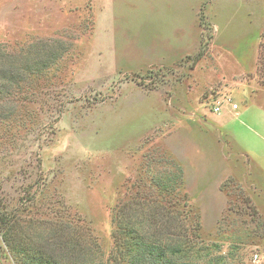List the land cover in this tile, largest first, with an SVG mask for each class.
<instances>
[{
	"label": "rangeland",
	"instance_id": "obj_1",
	"mask_svg": "<svg viewBox=\"0 0 264 264\" xmlns=\"http://www.w3.org/2000/svg\"><path fill=\"white\" fill-rule=\"evenodd\" d=\"M263 39L264 0H0V68L22 71L0 212L75 224L106 262L115 210L149 200L199 259L264 264ZM224 94L238 108L213 112Z\"/></svg>",
	"mask_w": 264,
	"mask_h": 264
},
{
	"label": "trees",
	"instance_id": "obj_2",
	"mask_svg": "<svg viewBox=\"0 0 264 264\" xmlns=\"http://www.w3.org/2000/svg\"><path fill=\"white\" fill-rule=\"evenodd\" d=\"M260 64L264 72V59ZM5 67L0 68V93L20 81L22 72L11 63ZM171 214L163 206L149 205V200L125 202L112 215L113 247L104 262L97 240L75 224L53 220L21 226L16 210L0 212V258L4 255L9 264H224L223 258L205 262L196 257L195 237H188L178 215L172 219ZM29 228L39 233L28 234Z\"/></svg>",
	"mask_w": 264,
	"mask_h": 264
},
{
	"label": "built area",
	"instance_id": "obj_3",
	"mask_svg": "<svg viewBox=\"0 0 264 264\" xmlns=\"http://www.w3.org/2000/svg\"><path fill=\"white\" fill-rule=\"evenodd\" d=\"M224 104H231V107L233 109H236L238 107L237 103L233 102L232 98L229 95L224 94L221 96L219 95V97L213 98L211 109L213 112L219 113L222 111ZM252 256H253L252 258L253 261L255 262L261 261V253L255 252L252 254Z\"/></svg>",
	"mask_w": 264,
	"mask_h": 264
},
{
	"label": "crops",
	"instance_id": "obj_4",
	"mask_svg": "<svg viewBox=\"0 0 264 264\" xmlns=\"http://www.w3.org/2000/svg\"><path fill=\"white\" fill-rule=\"evenodd\" d=\"M237 108H238V107H237ZM237 108H236V109H237Z\"/></svg>",
	"mask_w": 264,
	"mask_h": 264
}]
</instances>
